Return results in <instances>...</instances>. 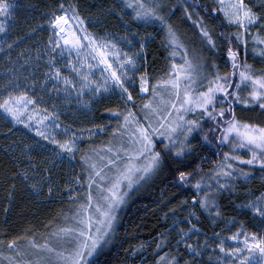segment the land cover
I'll list each match as a JSON object with an SVG mask.
<instances>
[{"label": "snow or ice", "instance_id": "obj_1", "mask_svg": "<svg viewBox=\"0 0 264 264\" xmlns=\"http://www.w3.org/2000/svg\"><path fill=\"white\" fill-rule=\"evenodd\" d=\"M218 3L221 5L219 11L223 12L225 20L230 25H236L244 30L235 33L237 41L243 39L250 27L256 25L264 27V0H261L260 11H254L245 0H230L227 5L224 0H218ZM124 6L133 10V19L144 23L158 21L166 29L165 43L172 49L171 57L173 58L166 74L167 78L153 81L147 68L139 67L137 56L144 50L145 38L142 37L138 41L139 53L124 52L113 40L106 37L97 38L89 32L75 5L70 4L68 8H65L63 3L59 4L61 12L59 14L53 12L49 20V23L53 25L52 32L55 39L49 37V44L52 46L45 53L46 71L42 73L43 80L40 82V87L56 93L64 91L69 96L72 94L71 90H76L78 101L79 96L84 94L85 88H88L93 96L100 95L102 92H114L119 97L120 104L105 108L104 111L110 114L108 123L115 119L117 126L111 129V134L118 142L113 144L110 140L109 144L103 146L105 150L103 154L97 149H91V152L98 157L99 163L87 153L81 156V160L88 166L87 175L83 180L76 177V183L82 187L86 185L85 195L72 214V225L56 226L48 232L43 243H37L29 237L31 248L36 250V258L34 260L10 258L9 264H94L90 258L109 242L117 219V210L125 203L126 197L130 194L129 190L134 184L160 171L166 161L172 165L177 186L191 184L195 190L192 196L193 206L198 204L210 214L215 209L217 216L220 215V211L216 206L215 194L226 187L225 184L220 183L219 177L233 176L231 171L233 165L228 161L241 160L249 165L258 164L264 169V126L239 118L234 109V105H243L245 109L253 106L251 110L254 111L258 107L264 113V73L254 72L252 66L246 62L241 64L239 52L231 46L232 34H228L227 37L229 44L227 60L230 62L231 72L221 73L213 62L211 65L213 72L204 75L203 57L189 56L187 48L159 10L158 4L146 5L144 0H124ZM11 7L12 5L5 0H0V17L7 18L11 15L9 11ZM211 11L215 12L217 9L213 8ZM185 13L188 19L192 20V15L187 8ZM193 23L199 29L202 40L206 41L210 48L215 49L217 45L204 18L198 16ZM5 30V20L0 19V32ZM220 35L224 36V33ZM124 39H127L129 44L132 43L128 37ZM253 39L264 44V39H260L259 36H254ZM8 47L11 48L12 45L9 44ZM85 50L87 53L82 56ZM179 50H183L181 55L183 62L177 64L174 58ZM65 52H68L69 57L75 52L78 57L77 63H73L72 59L68 58L67 63L60 66L57 57L63 60ZM261 54L264 55V51ZM89 56L95 63H88ZM39 58L37 56V59ZM85 64H87V71L83 67ZM62 67H67L70 73L78 76L80 83L77 84L71 75H65ZM93 68L99 69L101 80L90 79ZM237 75L239 78L235 79ZM49 82H51V88H49ZM137 83L138 92L136 91ZM61 84L64 85L62 89ZM93 84L95 87H92ZM35 85L36 82L33 81V87ZM16 87L18 88L19 85ZM243 89H247L246 96L241 95ZM149 93L145 102L137 106V96L143 99ZM29 105H36V107L29 110ZM0 109L6 114L5 119L11 117L14 124H24L29 130H32L30 122L34 120L39 125L35 129L36 135L56 145L60 150H53L56 157H60L64 152L74 156L78 139L76 133H71L69 136V127H64L67 138L62 141L54 134L48 133L46 129L49 126L54 129L61 127L56 123L59 117L55 112L48 113L45 108L43 109L45 114L37 118L39 105L35 96H29L24 91L17 95L9 92L7 97L0 100ZM192 113L196 114L195 117L189 118V114ZM205 118L214 123V127L207 131L201 124ZM46 120L50 121V124H45ZM94 127L101 132L105 130L103 124L94 125ZM216 132L220 135L215 139L221 145H229L230 151L223 153V160L219 161L217 168L213 170V176L210 179H215L218 185L213 187L206 183L205 177L201 175L203 169L199 165L192 167L195 163L194 159L191 163L186 161L198 152L192 141L199 143L203 140L211 143L209 134ZM88 134L94 133L89 131ZM36 147L44 149V145L39 143ZM236 148H247L250 153L249 158L244 160L235 155ZM28 158L32 159L31 156ZM200 159L204 158L200 157ZM239 171L246 178L249 176V173L243 169ZM21 175L25 180L28 179L27 170ZM197 176H199L198 179ZM32 187L35 188V185ZM70 195H75L74 191H70ZM261 200H264V195L257 197L256 203L249 201L245 207H251L254 212L264 217V206L260 205ZM190 215L195 213L192 212ZM195 228L196 225L192 224L188 231L191 232ZM187 234L184 233V235ZM238 235L239 233L234 234L231 238L237 239ZM244 236V248L228 249V252L235 256L247 250V255L236 256L241 264H253L250 258L258 252L259 260L255 261V264H264V236L257 237L253 233L251 240L247 233ZM185 244L194 257L201 255V252L193 245L186 242ZM217 247L221 252L225 251L223 241ZM7 248L15 252V257L30 254L17 250L18 245L15 240H9ZM185 264H191V262L185 261Z\"/></svg>", "mask_w": 264, "mask_h": 264}, {"label": "trees", "instance_id": "obj_2", "mask_svg": "<svg viewBox=\"0 0 264 264\" xmlns=\"http://www.w3.org/2000/svg\"><path fill=\"white\" fill-rule=\"evenodd\" d=\"M60 3H63L65 8L70 4L75 5L77 12L93 33L110 32L121 36L126 34L128 28L129 32H138L145 38V60H141L142 68H147L153 81L167 78L166 74L173 58L172 49L165 43L166 29L158 21L144 23L133 19V10L124 6V0H18L10 18L7 43L0 52V100L9 92L12 93L11 89L2 92L14 79L9 81L6 74L30 75V67L22 61L34 58L36 50L41 45H46L53 33L49 20L53 12L57 14L61 12ZM144 3L160 6L159 10L180 37L189 56L203 57L207 75L213 72L211 68L213 62L221 73L231 72L230 62L227 60L228 34H232L231 46L239 52L241 64L246 62L252 66L254 72L264 73V57H258L254 52V39L247 37L245 33L243 39L237 41L235 33L243 31L228 26L212 0H144ZM186 8L191 13L192 20L186 15ZM213 8L217 11L212 12ZM198 16L203 17L208 25L217 45L215 49L210 48L206 41L202 40L199 29L193 23ZM90 21L97 22L98 25L93 26ZM221 33H224V36H221ZM9 44L12 45L11 48L8 47ZM136 51H139V46L136 47ZM182 51L179 50L175 56V62L181 58ZM44 71H46L44 64L40 63V74L37 75L40 82L43 80ZM136 91L138 92L137 88ZM146 98L137 96V106L144 103ZM119 104V97L111 94L96 102L90 114L81 119V123L87 129H94V125L103 124L105 135L84 145L85 153L77 157L79 166L75 172L84 174L86 166L81 163L80 157L86 153L90 155L91 149L103 152V146L109 144L110 140L113 144L118 142L111 134V129L117 126L115 119L108 123L110 114L104 110ZM252 107L245 109L235 105L234 109L239 118L264 126V113L258 107L253 111ZM194 117L195 115H189V118ZM201 124L205 131L214 127V123L207 118L202 120ZM218 135H220L218 132L209 134L211 143L203 140L199 143L192 141L198 152L186 161L191 163L194 159L192 167L199 165L203 169L201 175L205 177L206 183L213 187H218L215 179H210L213 170L217 168V163L223 160V153L229 152L228 145H221L215 139ZM37 143L36 139L8 122L0 113L1 262L8 255L15 256V252L7 248L9 240H15L17 250L21 252L22 249L31 247L29 237L37 243L43 242L50 230L56 226L64 227L69 222L68 219L78 204L61 198V183L64 182L66 169L55 162L52 153L37 148ZM26 145L31 147H25ZM29 156L32 159H29ZM228 162L233 165L231 169L233 176L219 177L220 183L226 187L215 194L216 206L220 211V215L217 216L215 209L210 214L198 204L193 206L192 196L195 190L191 184L178 187L172 165L166 161L160 171L144 180L130 195L124 209L118 215L116 232L104 248L98 251L94 264H185V261H190L191 264H210L206 260L190 256L187 250L177 245L180 237L176 233V226L181 224L187 232L190 226L195 224V229L201 232L200 236L206 239L218 234L231 237L239 225L255 233L257 237L264 236L262 234L264 222L252 218L250 211L244 210L249 201L253 202L257 197L264 195V169L241 165L230 160ZM239 169L248 172L249 176L246 178ZM25 170L27 180L21 175ZM32 185H35V188ZM192 212L195 215H190Z\"/></svg>", "mask_w": 264, "mask_h": 264}, {"label": "rangeland", "instance_id": "obj_3", "mask_svg": "<svg viewBox=\"0 0 264 264\" xmlns=\"http://www.w3.org/2000/svg\"><path fill=\"white\" fill-rule=\"evenodd\" d=\"M17 1L18 0H5L6 3L12 5V7L9 10L11 15H12L14 6H15ZM212 1L216 4L218 9L221 7V5L218 3V0H212ZM229 2H230V0H224L225 5H227ZM245 2L248 3L250 7H253L254 11H260L261 10L260 9L261 0H245ZM67 8H68V6H67ZM219 12H220L222 19L224 20V22L228 26H230L232 28L239 29L236 25H230L225 20L223 12H221V11H219ZM70 14L71 13H69V15ZM11 15H9L7 18L0 17V19H4L5 23H6V30L4 32H0V49H3L7 43L8 31H9V22H10ZM80 18L82 19L81 16H80ZM70 23H72V22L70 21ZM90 24L93 26L98 25L97 22H91V21H90ZM49 26L51 29L53 28V25L50 24ZM84 26L88 29L89 32H91L89 30V26H88L87 22H85V20H84ZM240 30L244 31L242 29H240ZM129 31H130V29L128 28V30L126 31V34L121 35V36L110 33V32H95V33L91 32V33H93L97 38L106 37L107 39L113 40L118 45V48L124 52H129V53H133V54L139 53V51L138 52L136 51V47L139 46L138 41L141 39L142 36L138 32H129ZM246 34H247V37H250L252 39L254 36L264 37V27H261L260 25L252 26L246 32ZM51 37H53V39H55V36L53 33L51 34ZM124 37H128L129 39H131L132 43L129 44L128 40L124 39ZM260 39H262V38H260ZM144 42H145V40H144ZM253 42L255 44V51L254 52L256 54H258L257 55L258 57H264V55L261 54L262 51H264V44L259 43L258 40H254ZM61 43H62V41H61ZM51 46L52 45L49 44V39H48L45 46L41 45L39 47V49L36 50V52L34 53V58H30L27 61H22V62H26L25 65L30 67V75L29 76H27L28 73H26V74L20 73V76L16 75V74H11V73H10L11 75L6 74V75H8L9 81L12 80V78H14V79L12 80V82L8 83L9 84L8 88L3 89L2 92L9 91V89H11L13 95H17L21 91H24V92H27V94L29 96H35L37 98V103L39 105L37 118H39L40 115L45 114L43 112V109H45V108L48 110V113L55 112L59 117L58 120H56V123L60 124L61 127L54 129L51 126H49L46 129V131L48 133L54 134L56 136V138L61 140V141L67 138L64 134V127H66V126L69 127V134H68L69 136L71 135V133H76L78 139L76 141L77 149L74 150V156H69V154L67 152H64L61 154L60 157H56L54 155L53 150H55V151H60V150L57 148L56 145L51 144L48 141L43 140L40 136L36 135L35 129L37 127H39V125H37L34 120L30 122V123H32V130H29L28 128H26L24 126V124H19V123L14 124L11 121V117H8L6 120L8 122L12 123L13 125H15L16 127H20L22 130L27 132L31 137L36 139L39 144L44 145V149L46 151H49L50 153H52V155L54 156L55 162H57L58 165H60L61 167H65L66 171L64 172V182L61 183V190H60L62 192L61 198H63L66 201H73V202L79 203L80 199L85 195L86 185L84 187H82L81 185L77 184L76 183V177H80L81 179L85 178L87 175L86 169L88 168V166L84 163V161L81 160V157H80L81 163H83L86 166V168H85L83 175L81 174V172H79V173L75 172V169L76 168L78 169V166H79L78 161H77V157H79L81 153H85V152H83V149L85 147L84 145L92 143L98 137H103L105 135V130L101 132L96 128L87 129L81 123V119L84 116H87L90 114L92 107L96 102L100 101L104 97H108L109 95L115 94V93L114 92H102V94H100V95L93 96L92 93L89 91V89L85 88L83 90L84 94L82 96H79V101H78V95H77L76 90H71L72 94L69 96L64 91H60L59 93H56V92L49 91L47 89H41L40 83H39L40 79L38 78L39 76H37L40 74L39 68H37V65H39L40 63H43L45 65L46 60H47V56L45 55V53L49 51ZM86 53H87V50H85V52L82 53L81 55L82 56L86 55ZM37 56H39L40 58L37 59ZM144 56H145L144 50L142 53H139L137 56V61H138V65L140 68H142L141 60L142 59L145 60ZM68 58H71L73 63H77L78 57L76 56L75 52H73L71 54V57H69L68 52H65L63 60H61L59 57H57L59 65L63 66L64 64H66ZM178 61H182L181 58L176 59V63ZM88 63H95V61H92L91 57L89 56L88 57ZM114 66H116V65L114 64ZM83 67H84L85 71L88 70L87 64H85ZM101 67H103V66H101ZM91 71L93 73V75L90 76L91 80L97 81V80L102 79L100 71L98 68H93ZM62 72L65 75H71V77L77 82V84L80 83V78L78 76H76L74 73H70V70L67 67H62ZM203 74L207 75L205 72V69H204ZM238 78L239 77L237 75L235 79H238ZM136 79L138 82V79H139L138 75H137ZM33 81L36 82L35 87H33ZM16 85H19V87L17 88ZM63 87H64V85L61 84L60 88L62 89ZM92 87H95V84H93ZM49 88H51V82H49ZM136 88L138 89V83H137ZM147 95H149V94H146V96L144 98H146ZM241 95L246 96L247 95V89H243L241 91ZM40 97H42V99H40ZM53 105H55V107H53ZM240 106L244 107L243 105H240ZM34 107H36V105H29L28 106L29 110H31ZM0 113L5 118L6 114L3 112L2 109H0ZM189 115H196V114L192 113ZM24 118L26 119V116ZM44 123L50 124V121L46 120V121H44ZM89 131H91L94 134L89 135L88 134ZM228 147H229V151H230V146L228 145ZM104 151L101 153L103 154ZM91 154L93 156V159L97 160V162L99 163L98 157H96L92 152H91ZM234 154L242 157L244 160H247L250 156V153H249L247 148H236L234 150ZM109 155H111V154H109ZM230 161L241 164V165L250 166V167H261L258 164L249 165V164L243 163L241 160H230ZM105 163H106V161H105ZM106 171H107V169H106ZM143 182H144V180H141L138 183L133 185L132 189L129 190L130 194L126 197L125 203H123L119 207V209L117 210V219L114 222V230L111 232L109 240L113 237L114 233L116 232L119 213L124 209L125 204L127 203L130 195ZM70 191H74L75 195H70ZM50 196H51V194H50ZM253 203H256V200H254ZM260 205L264 206V200L260 201ZM75 208H74V211H75ZM244 210L250 211L252 218L255 217V218L264 222V217H261L258 213L254 212L251 207H245ZM73 212H72V214H73ZM71 217H72V215L69 217V219H68L69 222L65 226H71L72 225L73 222H72ZM190 228H191V226H190ZM176 230H177L176 231L177 235L180 237V240H179L177 245H180L182 249L187 250L190 256H194V254L192 252H190L188 250V248L186 247L185 242L187 244L193 245L195 248H197L201 252V255L195 256V258L200 259V260H206L210 264H241V261L238 260L236 258V256L247 255V250H245L243 253H237L234 256L228 252V249L244 248V244H243V241L245 238L244 234L245 233L248 234L249 240H251V236L253 234V232L246 230L244 228V226H242V225H239L234 232V234L239 233L237 239H232L231 238L232 236L228 237V236H224L223 234H218L214 237L206 239L204 237H201L200 236L201 232L197 231L196 229H194L191 232L185 231V228L183 227L182 224L176 226ZM181 230H183V231H181ZM184 233H188V234L184 235ZM262 234L264 235V231L262 232ZM182 237H183V239H182ZM221 241H223V247L225 249L224 252H221L220 248L217 247V245H219L221 243ZM43 242L40 241L38 243H43ZM22 253H30V254H22L20 257L8 255L7 257H4L5 258V260L3 261L4 263L0 261V264H9L10 258H16V259H20V260H34L36 258V250L32 249L31 247H27V248L22 249ZM96 255H97V253H94L93 257H91L90 259H92L94 261ZM250 259H252L253 264H255V261L259 260V253L258 252L255 253L254 257H252Z\"/></svg>", "mask_w": 264, "mask_h": 264}]
</instances>
